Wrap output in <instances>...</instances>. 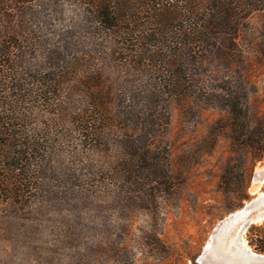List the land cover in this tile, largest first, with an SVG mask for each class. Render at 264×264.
<instances>
[{"label": "trees", "instance_id": "1", "mask_svg": "<svg viewBox=\"0 0 264 264\" xmlns=\"http://www.w3.org/2000/svg\"><path fill=\"white\" fill-rule=\"evenodd\" d=\"M70 1L89 23L91 51L68 41L69 30L60 40L46 33ZM260 13L264 0H0V200L31 195L45 177L80 189L170 179L158 136L170 123L167 102L198 95L226 114L232 147L263 162L264 113L253 109L247 85L264 68V49L251 58L237 42ZM209 59L226 75L217 94L198 75ZM112 61L146 77L135 90L140 104L115 106L131 101L118 98ZM246 239L264 253V224Z\"/></svg>", "mask_w": 264, "mask_h": 264}, {"label": "rangeland", "instance_id": "2", "mask_svg": "<svg viewBox=\"0 0 264 264\" xmlns=\"http://www.w3.org/2000/svg\"><path fill=\"white\" fill-rule=\"evenodd\" d=\"M57 9V24L45 32L60 40L69 30L68 41L91 51L83 10L72 1ZM237 42L251 58L264 49V14L248 19ZM209 61L198 75L217 94L226 75ZM106 63L118 98L131 101L115 106L140 104L135 90L146 77ZM247 89L253 109L264 113V68L251 74ZM206 95L167 102L170 123L158 136L167 145L170 179L139 189L117 183L80 189L65 178L45 177L31 195L0 200V264H225L203 254L214 236L222 242V221L264 191V185L252 191L264 161L255 163L232 147L230 131L223 130L226 114Z\"/></svg>", "mask_w": 264, "mask_h": 264}, {"label": "water", "instance_id": "3", "mask_svg": "<svg viewBox=\"0 0 264 264\" xmlns=\"http://www.w3.org/2000/svg\"><path fill=\"white\" fill-rule=\"evenodd\" d=\"M254 187L259 190L264 185V169L255 172ZM264 222V191L241 209L231 213L217 228V234H222V242L214 241L207 246L203 259L214 256L223 258L225 264H264V254L257 253L247 244L245 236L248 230L256 224Z\"/></svg>", "mask_w": 264, "mask_h": 264}, {"label": "bare ground", "instance_id": "4", "mask_svg": "<svg viewBox=\"0 0 264 264\" xmlns=\"http://www.w3.org/2000/svg\"><path fill=\"white\" fill-rule=\"evenodd\" d=\"M260 170H258V171H256V172H259ZM256 188H259V186H257V187H255V188H253V192H256L257 191V189ZM260 195V194H259ZM260 223H262V222H260Z\"/></svg>", "mask_w": 264, "mask_h": 264}]
</instances>
